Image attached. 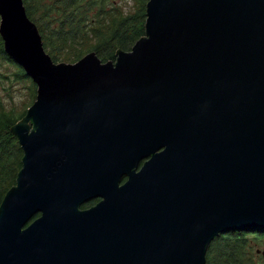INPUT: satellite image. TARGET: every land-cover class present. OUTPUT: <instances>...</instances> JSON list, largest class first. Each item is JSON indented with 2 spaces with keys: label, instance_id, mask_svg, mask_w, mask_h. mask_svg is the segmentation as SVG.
I'll return each mask as SVG.
<instances>
[{
  "label": "water",
  "instance_id": "water-1",
  "mask_svg": "<svg viewBox=\"0 0 264 264\" xmlns=\"http://www.w3.org/2000/svg\"><path fill=\"white\" fill-rule=\"evenodd\" d=\"M0 18L37 85L0 264H206L217 237L264 230V0H149L107 63H54L23 0Z\"/></svg>",
  "mask_w": 264,
  "mask_h": 264
},
{
  "label": "trees",
  "instance_id": "trees-1",
  "mask_svg": "<svg viewBox=\"0 0 264 264\" xmlns=\"http://www.w3.org/2000/svg\"><path fill=\"white\" fill-rule=\"evenodd\" d=\"M83 1L85 0H57V2H55V6L62 4L65 6V8H63V13H66L64 21H62V19L49 21V16H51L52 12H43V19L48 20L47 30L41 31L40 27L37 26V28L42 37L45 51L56 64L60 59L59 57L54 56V50L57 48L59 49L64 45H73L76 40L79 39L80 34L86 32V26H83V23L88 22V19L83 11H87L88 8L85 7L83 11L81 10V4ZM148 2L149 0H141L137 12L129 17L117 14L112 21L110 28L101 26V24H96L92 31L97 38V43L90 44V48L88 49V51H90L89 53H96L102 63H107L110 61H116L118 52L131 51L135 43L146 35L145 21L146 6ZM23 3L28 17L36 24V11L42 12L40 6L41 0H23ZM87 3L93 5L98 4L101 6L103 1L89 0ZM56 11H59V9ZM37 20L39 22V18H37ZM58 21L59 23H57ZM0 56L8 62L17 65L20 72V74L18 73L19 78L30 79L32 82V101L36 100L37 85L27 75L23 67L18 65L6 54L2 38H0ZM81 58L83 57H79L76 61L78 62ZM26 113L18 115V117H13L11 114L0 112V205L6 192L16 184L17 175L22 168L23 151L19 145L17 137L11 132V128L21 118H24ZM93 204V202L87 203L83 208L89 207ZM261 231L264 233L263 229L249 230L247 232H255L257 236L258 232ZM239 232L240 231H233L226 233V235H221L220 240L217 241V245L213 247L216 251L212 252L213 249L211 250V248H209L206 255V264L241 263V261L237 260L239 255L238 250L240 248H245V242H247L248 235L244 233L245 231L243 233ZM233 233H239L242 234V236H231ZM243 235L246 236V240ZM257 238H264V234L261 235V237L257 236ZM223 239L226 240V242Z\"/></svg>",
  "mask_w": 264,
  "mask_h": 264
},
{
  "label": "rangeland",
  "instance_id": "rangeland-1",
  "mask_svg": "<svg viewBox=\"0 0 264 264\" xmlns=\"http://www.w3.org/2000/svg\"><path fill=\"white\" fill-rule=\"evenodd\" d=\"M88 1L89 0H85L81 4L82 11L85 9V7L88 8L87 11H83L88 19V22L83 23V26H86V32L80 34L79 39L76 40L73 45H64L61 48L54 50V56H57L60 59V61H57V64L77 63L76 59L81 56L84 57L86 56L85 54L90 52L88 51L90 44L97 43V38L92 31L96 24H101V26L110 28L112 21L117 14H120L124 17L134 15L139 9V3L141 0H102L103 3H101V6L98 4H89L87 3ZM55 2H57V0H41L40 6L42 8V12L36 11L35 20L36 25L40 27L41 31L47 30L46 28L48 20L43 19V12L45 11L52 12L51 16H49V21H53L54 19H62V21L65 20L64 17L66 13H63V8H65L64 4L55 6ZM57 9H59V11H56ZM37 18H39V22ZM57 23H59V21ZM0 38H2L1 34ZM18 73L20 74L17 65L8 62L6 59L0 56V112L11 114L13 117H18V115L26 113L35 102V100L32 101L31 96L32 82L30 79L19 78ZM22 119L23 118H21L19 121ZM263 234L264 233L261 231L258 232L257 236L261 237ZM234 235L239 237L242 236V234L239 233L231 234V236ZM243 236L246 240V236ZM257 236L248 235L247 242H245V245H252L250 248L254 250L255 255L258 250H260L261 253L264 251V238L258 239ZM220 237L221 236L217 237L211 243V247H209L211 250L217 245V241L220 240ZM224 241L226 242V240ZM214 251H216V249L212 250V252ZM261 253L259 256H257V264H264V256Z\"/></svg>",
  "mask_w": 264,
  "mask_h": 264
},
{
  "label": "flooded vegetation",
  "instance_id": "flooded-vegetation-1",
  "mask_svg": "<svg viewBox=\"0 0 264 264\" xmlns=\"http://www.w3.org/2000/svg\"><path fill=\"white\" fill-rule=\"evenodd\" d=\"M127 181V177H124L123 178V183H125ZM101 201V199L100 198H98V199H94V200H92V201H89V202H87V203H94L93 205H91V206H89V207H85V208H83L84 207V205L85 204H87V203H85L83 206H82V209L83 210H86V209H90V208H92L93 206H95L96 204H98L99 202ZM247 231H249V230H247ZM247 231H241V232H239V233H245L246 235H255L256 236V233L255 232H247ZM226 235V234H225ZM224 235V236H225ZM223 236V237H224ZM250 247H252V245H250V246H248V245H246L245 246V248H240L238 251H239V255H238V257H237V260L238 261H241V263H239V264H257V262H256V260H257V256H259L260 255V253H261V251L260 250H258L257 252H256V255L254 254V250L252 249V248H250ZM263 256H264V251H262V253H261Z\"/></svg>",
  "mask_w": 264,
  "mask_h": 264
},
{
  "label": "bare ground",
  "instance_id": "bare-ground-1",
  "mask_svg": "<svg viewBox=\"0 0 264 264\" xmlns=\"http://www.w3.org/2000/svg\"><path fill=\"white\" fill-rule=\"evenodd\" d=\"M260 229V228H259Z\"/></svg>",
  "mask_w": 264,
  "mask_h": 264
}]
</instances>
